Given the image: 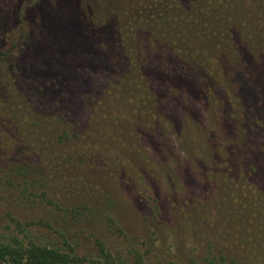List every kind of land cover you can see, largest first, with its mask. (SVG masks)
<instances>
[{
    "label": "trees",
    "instance_id": "1",
    "mask_svg": "<svg viewBox=\"0 0 264 264\" xmlns=\"http://www.w3.org/2000/svg\"><path fill=\"white\" fill-rule=\"evenodd\" d=\"M0 130L20 196L75 180L77 155L139 158L180 187L151 195L178 250L183 228L197 264H264V0H0ZM25 238H0V264L86 262Z\"/></svg>",
    "mask_w": 264,
    "mask_h": 264
},
{
    "label": "rangeland",
    "instance_id": "2",
    "mask_svg": "<svg viewBox=\"0 0 264 264\" xmlns=\"http://www.w3.org/2000/svg\"><path fill=\"white\" fill-rule=\"evenodd\" d=\"M12 143L0 130V152L10 151ZM186 150L189 151V146ZM101 155L113 164V173L106 165L93 164L89 159L82 162L77 155L67 164L75 180L50 169L45 173L49 178L47 189L40 179L27 190L30 193L27 198L19 195L24 178L13 176L12 167L0 168V238L12 234L26 237V241L30 239L84 259L85 264H93L100 256L98 243L113 257L129 263L140 257L142 264H197L200 252L193 250L195 245L183 228L179 231L181 248L178 250L166 226L158 229L152 226V193H157L160 201L174 192L178 195L181 190L177 180L170 179L164 170L157 172L139 158H134V167H131L124 160ZM46 160L50 161L44 157L45 163ZM114 173L120 182H115ZM8 177L15 183L11 188L2 184ZM44 190L48 191L51 204L40 197ZM163 209H166L167 221L172 220L167 203ZM12 218L21 222L22 231ZM29 222L33 224L28 225Z\"/></svg>",
    "mask_w": 264,
    "mask_h": 264
}]
</instances>
